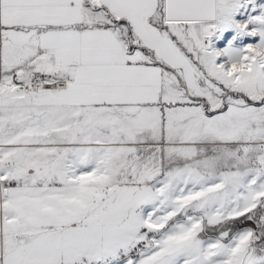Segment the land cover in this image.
Returning <instances> with one entry per match:
<instances>
[{
  "label": "snow or ice",
  "instance_id": "snow-or-ice-1",
  "mask_svg": "<svg viewBox=\"0 0 264 264\" xmlns=\"http://www.w3.org/2000/svg\"><path fill=\"white\" fill-rule=\"evenodd\" d=\"M0 264H264V0H0Z\"/></svg>",
  "mask_w": 264,
  "mask_h": 264
}]
</instances>
